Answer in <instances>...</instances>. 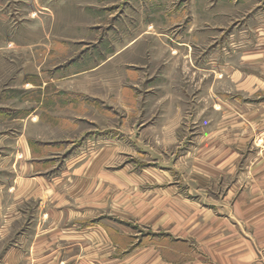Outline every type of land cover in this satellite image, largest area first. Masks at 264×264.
<instances>
[{
  "label": "rangeland",
  "instance_id": "374dc122",
  "mask_svg": "<svg viewBox=\"0 0 264 264\" xmlns=\"http://www.w3.org/2000/svg\"><path fill=\"white\" fill-rule=\"evenodd\" d=\"M9 1L0 131L49 163L21 170L0 257L230 264L264 225V0Z\"/></svg>",
  "mask_w": 264,
  "mask_h": 264
},
{
  "label": "crops",
  "instance_id": "0c3cea01",
  "mask_svg": "<svg viewBox=\"0 0 264 264\" xmlns=\"http://www.w3.org/2000/svg\"><path fill=\"white\" fill-rule=\"evenodd\" d=\"M7 2H8V8H7V3H5V0H0V29L1 26L2 28L4 26L8 29L9 32L11 30L10 12H9L10 1L8 0ZM13 45L14 46L16 45L15 41L13 38L10 37H7L2 44L0 43V46L3 47L5 46L8 48H12ZM10 50L12 49H7L8 52ZM5 51H6L5 48L3 52L0 50V56ZM3 94L5 95V93ZM3 97L4 96H2V98ZM9 119L7 121H10ZM1 120L2 119H0V125L1 122L4 121ZM11 120L14 121L15 118H12ZM10 141H11V145H10ZM17 141L18 139L15 136L14 128L12 131H9V129H7L6 131H0V238H3L4 232L9 228V225L6 226V224L9 223V218H10L8 215L6 217L1 218V215L4 212V208L5 210H9L11 205L15 206L18 180L23 179L24 183L25 180L27 182H31L33 180L32 177L29 179L24 177L25 172L21 174V170L22 171L27 170L29 171V174H31V171L33 169H36L37 166L42 167L41 165H43L44 163H49L48 157L33 158L30 147L29 148L23 147V154L21 155L20 154L21 150H19V152L17 151V145H16ZM24 158L28 160L27 164H26L27 160L24 161ZM22 160H23V164L21 163ZM30 184L31 183H29V186ZM10 199L12 200L11 204H10ZM250 218L251 215H248L247 216L248 224L246 225L248 231L244 230L243 232H241V230L238 229L239 227L237 228V230L234 229L233 231L230 264H262L260 263L258 258H259V254L261 253L260 252L261 247H264V225L253 228ZM5 249L6 250L3 253L5 254V256H2V258L0 257V264H17L15 262V257H13V255L16 254V248H14L15 250L12 249L11 247H7ZM263 259L264 257L262 258V262ZM227 260L228 259L224 260L225 264L227 263Z\"/></svg>",
  "mask_w": 264,
  "mask_h": 264
}]
</instances>
